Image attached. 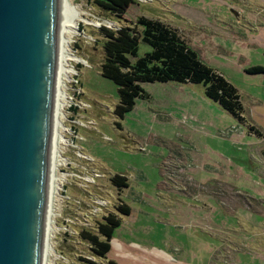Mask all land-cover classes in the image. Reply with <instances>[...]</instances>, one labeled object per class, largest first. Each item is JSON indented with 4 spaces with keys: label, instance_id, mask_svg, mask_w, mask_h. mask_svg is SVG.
Returning a JSON list of instances; mask_svg holds the SVG:
<instances>
[{
    "label": "rangeland",
    "instance_id": "374dc122",
    "mask_svg": "<svg viewBox=\"0 0 264 264\" xmlns=\"http://www.w3.org/2000/svg\"><path fill=\"white\" fill-rule=\"evenodd\" d=\"M69 1L82 16L70 51L82 61L68 63L61 120L76 146L57 145L45 264L104 261L79 232H96L108 213L121 217L106 255L117 264H264V212L252 209L264 203V73L245 71L264 66V0H136L124 15L175 27L237 88L245 122L207 98L201 84L174 81L142 83L148 97L116 117V86L99 72V28L118 20L91 0ZM148 49L139 44L140 55ZM94 172V182L77 177ZM114 174L127 187L113 186ZM92 197L107 206L98 211ZM120 201L128 215L116 210Z\"/></svg>",
    "mask_w": 264,
    "mask_h": 264
},
{
    "label": "water",
    "instance_id": "95a60500",
    "mask_svg": "<svg viewBox=\"0 0 264 264\" xmlns=\"http://www.w3.org/2000/svg\"><path fill=\"white\" fill-rule=\"evenodd\" d=\"M67 0H0V264H42Z\"/></svg>",
    "mask_w": 264,
    "mask_h": 264
},
{
    "label": "trees",
    "instance_id": "16d2710c",
    "mask_svg": "<svg viewBox=\"0 0 264 264\" xmlns=\"http://www.w3.org/2000/svg\"><path fill=\"white\" fill-rule=\"evenodd\" d=\"M100 11L118 20L114 28L100 26L103 59L99 64L100 75L116 86L118 101L113 114L122 119L130 111L136 98H146L142 83L168 82L201 84L205 96L218 103L240 122H245L243 104L237 88L214 67L204 62L175 27L163 20L138 15L134 20L124 17L130 5L136 0H91ZM149 46L139 54V44ZM264 54V53H263ZM250 74L264 73V66L255 65L246 68ZM120 127L119 122H115ZM249 129L261 135L253 125ZM264 160V147L261 150ZM113 186L118 189L127 187V178L114 174L110 177ZM119 214L128 215L129 206L120 201L116 206ZM121 217L108 213L96 222V232L85 228L79 236L86 241L93 256L104 261H90L91 264H117L106 255L110 251V241L114 230L120 225Z\"/></svg>",
    "mask_w": 264,
    "mask_h": 264
},
{
    "label": "bare ground",
    "instance_id": "6f19581e",
    "mask_svg": "<svg viewBox=\"0 0 264 264\" xmlns=\"http://www.w3.org/2000/svg\"><path fill=\"white\" fill-rule=\"evenodd\" d=\"M70 4L65 7L62 11V19H61V32H60V48H59V67H58V84H57V97H56V108H55V120H54V131H53V142H52V154H51V164H50V178L48 185V198H53V192L56 190V183H54L53 172L55 171V164L58 163L59 151L57 150L58 144L67 145L69 142L64 137L63 131L65 130L62 123V109H63V97H65V89L64 85L66 80L69 79V72L71 71V67L68 66L69 61L79 62L82 59L73 54L70 51V37L74 33H76V25L78 20H81L82 16L78 15L77 9L71 4L69 0H67ZM81 17V18H80ZM110 23V22H109ZM68 100V99H66ZM50 206V205H49ZM52 209V208H51ZM50 209V210H51ZM48 210V204H47ZM52 213V212H51ZM49 211H47V224H46V232H45V244H44V252L42 264H45V257L50 251L49 245V231L52 229V219L49 217Z\"/></svg>",
    "mask_w": 264,
    "mask_h": 264
},
{
    "label": "built area",
    "instance_id": "2783aa9c",
    "mask_svg": "<svg viewBox=\"0 0 264 264\" xmlns=\"http://www.w3.org/2000/svg\"><path fill=\"white\" fill-rule=\"evenodd\" d=\"M138 1H141V0H138ZM65 131L68 132V128L67 127H66V130ZM69 144L72 145V146H74V145L76 146V144L73 143V140L72 139H70ZM60 155H61V153H60ZM65 163H66V160H65L64 163H61V164H65ZM70 163H68V166H69ZM77 177H79L81 179L80 181L83 180V182H89L90 180L92 182H94V180L96 178H99L100 176H99L98 173H95L94 172L91 177L90 176H87V175H84L83 177L82 176H77ZM64 181H65V179H64ZM63 197H65V199H69V197L67 195H63ZM106 206H107V201L105 199H103L101 197H92V207L93 208H96L98 211H100L102 208H105ZM98 211H95V213H98ZM64 221H65V224H66V222L68 221V219L65 218Z\"/></svg>",
    "mask_w": 264,
    "mask_h": 264
},
{
    "label": "crops",
    "instance_id": "0c3cea01",
    "mask_svg": "<svg viewBox=\"0 0 264 264\" xmlns=\"http://www.w3.org/2000/svg\"><path fill=\"white\" fill-rule=\"evenodd\" d=\"M259 203H260L259 206H257V207H252V209H253L254 211L264 212V208L262 207V205H264V203H263V202H260V201H259ZM262 236H263V235H262ZM263 238H264V236H263ZM258 240H259V239H258Z\"/></svg>",
    "mask_w": 264,
    "mask_h": 264
}]
</instances>
